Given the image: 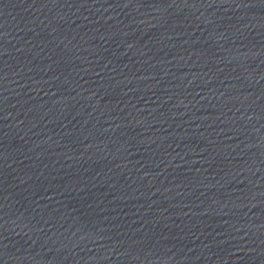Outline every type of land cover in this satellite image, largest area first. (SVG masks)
Listing matches in <instances>:
<instances>
[{"label": "water", "instance_id": "obj_1", "mask_svg": "<svg viewBox=\"0 0 264 264\" xmlns=\"http://www.w3.org/2000/svg\"><path fill=\"white\" fill-rule=\"evenodd\" d=\"M0 264H264L260 0H0Z\"/></svg>", "mask_w": 264, "mask_h": 264}, {"label": "snow or ice", "instance_id": "obj_2", "mask_svg": "<svg viewBox=\"0 0 264 264\" xmlns=\"http://www.w3.org/2000/svg\"><path fill=\"white\" fill-rule=\"evenodd\" d=\"M261 4L264 5V0H260Z\"/></svg>", "mask_w": 264, "mask_h": 264}]
</instances>
